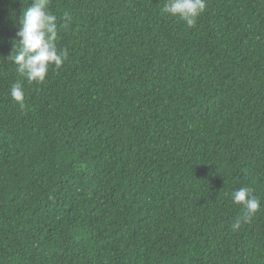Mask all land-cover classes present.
Instances as JSON below:
<instances>
[{
    "label": "trees",
    "instance_id": "16d2710c",
    "mask_svg": "<svg viewBox=\"0 0 264 264\" xmlns=\"http://www.w3.org/2000/svg\"><path fill=\"white\" fill-rule=\"evenodd\" d=\"M165 2L50 0L68 59L29 84L0 0V264H264V0Z\"/></svg>",
    "mask_w": 264,
    "mask_h": 264
},
{
    "label": "clouds",
    "instance_id": "9594fccd",
    "mask_svg": "<svg viewBox=\"0 0 264 264\" xmlns=\"http://www.w3.org/2000/svg\"><path fill=\"white\" fill-rule=\"evenodd\" d=\"M206 9V0H166L162 14L178 17L188 27H194ZM65 24L69 17L65 14ZM19 30L14 48L8 57L16 66L18 75L29 84L43 83L50 67L60 69L68 59V50L57 45V16L50 10V0H28L19 18ZM11 99L25 107V89L21 82L14 83ZM232 203L241 206L243 215L232 224V229L251 222L261 207V200L253 189L242 187L231 193Z\"/></svg>",
    "mask_w": 264,
    "mask_h": 264
}]
</instances>
